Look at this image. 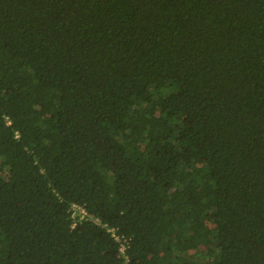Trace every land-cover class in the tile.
Wrapping results in <instances>:
<instances>
[{"label":"trees","instance_id":"1","mask_svg":"<svg viewBox=\"0 0 264 264\" xmlns=\"http://www.w3.org/2000/svg\"><path fill=\"white\" fill-rule=\"evenodd\" d=\"M109 227L264 264V0H0V264H123Z\"/></svg>","mask_w":264,"mask_h":264},{"label":"built area","instance_id":"2","mask_svg":"<svg viewBox=\"0 0 264 264\" xmlns=\"http://www.w3.org/2000/svg\"><path fill=\"white\" fill-rule=\"evenodd\" d=\"M80 213L81 214H85L84 211H82V210H80ZM107 231L111 234V236L115 239V241L120 244L119 254L121 256H124V260H125L123 264H128L129 263V259L125 255L126 254V245H125V243L127 242V240L122 235L118 234V229H116V228H110L109 227L107 229Z\"/></svg>","mask_w":264,"mask_h":264}]
</instances>
